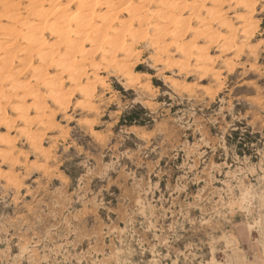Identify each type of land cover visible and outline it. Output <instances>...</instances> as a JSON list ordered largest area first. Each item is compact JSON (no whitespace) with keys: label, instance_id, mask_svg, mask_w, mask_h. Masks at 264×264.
Wrapping results in <instances>:
<instances>
[{"label":"rangeland","instance_id":"1","mask_svg":"<svg viewBox=\"0 0 264 264\" xmlns=\"http://www.w3.org/2000/svg\"><path fill=\"white\" fill-rule=\"evenodd\" d=\"M260 28L258 69L224 72L215 94L156 76L148 106L113 78L102 138L74 121L61 177L0 183V264H245L235 221L264 240V13Z\"/></svg>","mask_w":264,"mask_h":264},{"label":"bare ground","instance_id":"2","mask_svg":"<svg viewBox=\"0 0 264 264\" xmlns=\"http://www.w3.org/2000/svg\"><path fill=\"white\" fill-rule=\"evenodd\" d=\"M263 13L264 0H0V183L20 194L60 176L74 121L101 139L113 78L152 106L156 76L211 95L224 72L258 69Z\"/></svg>","mask_w":264,"mask_h":264},{"label":"crops","instance_id":"3","mask_svg":"<svg viewBox=\"0 0 264 264\" xmlns=\"http://www.w3.org/2000/svg\"><path fill=\"white\" fill-rule=\"evenodd\" d=\"M235 243H238L245 264H264V240L248 228L243 220H237L232 226Z\"/></svg>","mask_w":264,"mask_h":264},{"label":"trees","instance_id":"4","mask_svg":"<svg viewBox=\"0 0 264 264\" xmlns=\"http://www.w3.org/2000/svg\"><path fill=\"white\" fill-rule=\"evenodd\" d=\"M132 119H130V121H131Z\"/></svg>","mask_w":264,"mask_h":264}]
</instances>
